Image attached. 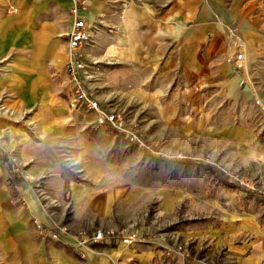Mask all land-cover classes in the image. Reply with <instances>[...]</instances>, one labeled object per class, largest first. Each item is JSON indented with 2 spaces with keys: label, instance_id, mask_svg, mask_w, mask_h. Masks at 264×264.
<instances>
[{
  "label": "crops",
  "instance_id": "0c3cea01",
  "mask_svg": "<svg viewBox=\"0 0 264 264\" xmlns=\"http://www.w3.org/2000/svg\"><path fill=\"white\" fill-rule=\"evenodd\" d=\"M12 1L15 14L0 0V264H186L150 241L75 247L81 230L139 220L147 191L129 161L101 141L96 114L74 109L66 76L72 0ZM87 1L80 15L91 42L80 59L100 103L142 107L167 122L172 108L219 107L226 115L261 91L226 58L264 60V22H249L240 7L264 0ZM234 26L236 40L227 31ZM234 130L218 128L227 137ZM256 153L264 161V145ZM35 222L69 234L42 239ZM229 251V264L264 261L263 240Z\"/></svg>",
  "mask_w": 264,
  "mask_h": 264
},
{
  "label": "rangeland",
  "instance_id": "374dc122",
  "mask_svg": "<svg viewBox=\"0 0 264 264\" xmlns=\"http://www.w3.org/2000/svg\"><path fill=\"white\" fill-rule=\"evenodd\" d=\"M240 7L249 22H264V6ZM229 29L236 40L240 29ZM239 55L241 61L229 62ZM239 55L226 62L247 72L262 93L254 92L251 103L227 107L226 115L218 113L219 107L172 108L169 121L160 122L142 107L129 111L101 103L121 116L127 131L142 143L97 127L112 157L129 161L147 191L137 204L143 207L139 220L119 230H132L162 251L181 248L183 256L177 257L186 264H229L224 260L230 246L264 241V161L256 153L264 145V60L246 61ZM245 115L250 117L245 120ZM223 126L242 132L223 136L218 131Z\"/></svg>",
  "mask_w": 264,
  "mask_h": 264
},
{
  "label": "built area",
  "instance_id": "2783aa9c",
  "mask_svg": "<svg viewBox=\"0 0 264 264\" xmlns=\"http://www.w3.org/2000/svg\"><path fill=\"white\" fill-rule=\"evenodd\" d=\"M7 11L10 14L17 13V7L12 0H3ZM88 5L87 0H72L70 16L73 20V27L68 36V49L71 55L70 62L66 67V76L68 82V92L71 96L75 110H81L88 113L96 114V126L105 129L112 134H120L125 136L130 142H137V136L131 131H127L121 116L116 113L104 109L96 98L92 88L93 78L89 74L88 67L80 59V53L85 46L91 42L89 27L80 12ZM242 56H237L234 60L241 61ZM142 144V143H140ZM36 228L41 234L42 239H49L59 242L61 238L69 232L65 227L52 224L45 227L41 223L35 222ZM146 242L140 235L135 234L132 230H112L93 228L79 231L75 236V247L79 250H93L96 245L100 246H116L124 245L132 247L137 244ZM166 256H183L181 248H168L164 250ZM112 264H118L112 262Z\"/></svg>",
  "mask_w": 264,
  "mask_h": 264
}]
</instances>
